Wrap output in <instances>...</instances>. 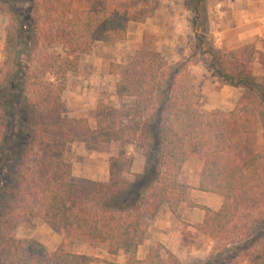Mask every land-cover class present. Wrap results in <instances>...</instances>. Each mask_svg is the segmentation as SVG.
<instances>
[{
	"label": "trees",
	"instance_id": "obj_1",
	"mask_svg": "<svg viewBox=\"0 0 264 264\" xmlns=\"http://www.w3.org/2000/svg\"><path fill=\"white\" fill-rule=\"evenodd\" d=\"M195 56L232 87H242L231 110L204 111L188 60L167 62L150 48L147 32L125 62H111L115 95L124 107L99 103L95 127L67 116V77L97 42L122 41L129 24L151 17L149 0H0L5 44L0 62V264H89L90 255L53 251L15 230L39 218L64 240L104 246L124 263L184 264L162 243L143 258L137 249L162 205L177 216L190 186L182 172L189 154L203 158L197 189L221 196L219 210L204 211L195 228L213 249L192 264H264V83L252 76L254 44L229 51L213 46L207 0H186ZM255 110L263 145L241 129L246 108ZM116 142L107 181L75 178L65 159L71 142ZM142 155L131 174L126 147ZM230 155L234 163L227 160ZM132 175L130 179L128 176ZM220 249L218 250L217 248Z\"/></svg>",
	"mask_w": 264,
	"mask_h": 264
},
{
	"label": "rangeland",
	"instance_id": "obj_2",
	"mask_svg": "<svg viewBox=\"0 0 264 264\" xmlns=\"http://www.w3.org/2000/svg\"><path fill=\"white\" fill-rule=\"evenodd\" d=\"M149 1L150 7H154L151 17L143 22L130 23L126 37L122 41L111 45L97 42L93 45L92 51L89 54L83 55L80 58L77 72L70 73L67 77L66 90L63 95L67 107V116L75 118L86 117L89 120L90 126L94 128L95 122L93 116L95 108L99 103L124 107L132 102L130 98L117 97L115 95L114 84L116 76L108 72V66L111 62H125L140 47L144 32H147L149 37H152V39H149L150 48L159 51L167 62H177L185 59L191 65L193 64V82L202 96V109L204 111H227L233 109L238 104L237 92L239 90L236 87L225 84L214 75L207 65L198 61V56H195L194 33L189 22L191 13L186 8V0ZM254 6V3H249L248 0H207L208 25L212 35V43L214 40L213 30L222 22L221 20L226 22L233 19L235 20V24L239 23L238 25H241V20L246 18L255 36L260 25H258L256 16H253ZM241 7L243 8L242 14ZM245 12L247 13L245 14ZM224 15L226 16L222 17ZM261 24L264 27V17L261 19ZM5 34V19L1 18L0 62L3 59ZM256 36V41L248 44H254L255 47L258 41L262 46L264 39L258 35ZM220 50L229 51L225 49ZM258 57L253 65L251 63L252 76L259 83H264V54L260 53ZM239 125L241 129H247L250 133H255V149H260L263 145V132L257 123V116L253 108L248 107L245 109ZM119 150L120 145L116 142H71L66 147L64 157L72 165V174L75 178L89 179L91 181H107L110 160L117 156ZM126 150L131 161V174H134L139 169L141 170L144 160L134 146L126 147ZM226 156L230 163L235 162L233 156ZM201 166H203V158L201 156L191 154L187 157L182 167V172L187 183L188 179L192 180L197 175L198 169ZM128 177L131 179L132 175ZM204 195L202 192L189 189L187 197L190 196L191 201H188L187 205L181 208V211L178 212L177 210V216L172 214L166 205H162L164 210L159 213V218L166 220L169 213L172 214L173 219L181 222L183 217L194 218L195 215L188 208H192L193 206L191 205L196 203V201H202ZM197 209L200 208L197 207ZM179 229L181 234L185 235L184 240L168 239L167 243H162L164 247L173 252L169 247L171 245L175 250L173 253L184 264H192V262L198 259L205 260L209 255L204 252L207 249V241L197 239L192 234H187L186 226ZM15 236L18 238H31L44 245L48 251H53L61 242H65V246L69 251L90 255L92 261L89 264H99L94 259L95 257L118 263H124L127 259L124 255H109L104 246L91 247L83 241L64 240L57 230L50 228L39 218L33 219L31 225L23 224L19 226L15 230ZM152 236L153 233H150V240L153 239ZM157 243L160 242H154L149 247L144 245L140 248L139 252L137 249V257H143L145 251ZM198 247L202 248L201 252H198ZM217 249L219 250L220 247Z\"/></svg>",
	"mask_w": 264,
	"mask_h": 264
},
{
	"label": "crops",
	"instance_id": "obj_3",
	"mask_svg": "<svg viewBox=\"0 0 264 264\" xmlns=\"http://www.w3.org/2000/svg\"><path fill=\"white\" fill-rule=\"evenodd\" d=\"M249 3H254V15L256 16V20L258 22V25H260V27H258V32L256 33V35H258L260 38L264 39V27L261 24V19H263L264 17V0H248ZM234 10H236L235 8H233ZM237 11V10H236ZM238 12V11H237ZM243 12V8L241 7V14ZM247 12H245L246 14ZM226 15L222 16L225 17ZM245 17V15H244ZM242 19V18H241ZM250 19V18H249ZM247 20V21H245ZM222 22L216 26V28L213 30L214 33V46L216 48H220V49H225V50H231L234 48H238L240 46H243L245 44H248L250 42H254L257 39V36L253 34L252 30L250 29V25H249V21L246 18H243L241 21V25L235 24V20H231V21H226L224 22V20H221ZM261 28V29H260ZM257 44L255 45V53L252 59V65L253 63H255L257 61V59L259 58V54L263 53L264 54V40L262 42V46L259 44V42H256ZM239 91L237 92L238 94V100L240 99L242 93H243V88L241 89V87H236ZM191 155V154H189ZM188 155V156H189ZM187 156V157H188ZM186 157V160H187ZM202 166L199 167L197 175L192 178V180L188 179V184L190 186V190L192 191H197V192H202L200 190L197 189L198 186V182H199V175L201 172ZM140 172V169L138 171H136L135 173ZM204 193V197H202V201H196L195 204H202L205 205L207 207H209L210 209L213 210H219L224 199L214 193H206V192H202ZM191 201V197L190 196H186V201H184L183 203L180 204V207L178 208V212L181 211V208H184L185 205H187V202ZM164 207H160L158 214L155 216V218L150 222L149 227H148V232L147 235L143 241V243L138 247V252L140 250L141 247H143L144 245H146L147 247L150 246V244L154 243V242H160V243H167L166 241L168 239H175V240H184V236L181 234V231L179 228H183V226L187 227V234H192V236L196 237L197 239H202V240H206L208 245H207V249L206 252L207 254L210 255V252L212 251L213 248V243L212 241L209 239V237L203 233H201L200 231H198L195 226L199 223H201L203 216H204V211L201 209H197V207H192V208H188V210L195 215V217L193 218H184L182 219V222L176 219L172 218V214L169 213L168 218L166 220H162L159 218V213L163 212ZM171 214V215H170ZM155 229V231H154ZM150 233H153L152 240L149 239ZM184 234V233H183ZM208 238H207V237ZM204 238V239H203ZM212 246V248H211ZM173 252H175L174 248L170 245L169 246ZM202 248L198 247V252H201ZM147 252V250L145 251V253ZM145 255V254H144ZM208 255V256H209ZM144 257V256H143ZM138 257V258H143ZM200 260V259H198Z\"/></svg>",
	"mask_w": 264,
	"mask_h": 264
}]
</instances>
